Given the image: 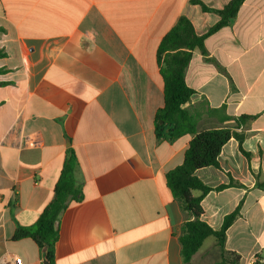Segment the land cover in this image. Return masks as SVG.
Instances as JSON below:
<instances>
[{"label": "crops", "instance_id": "crops-1", "mask_svg": "<svg viewBox=\"0 0 264 264\" xmlns=\"http://www.w3.org/2000/svg\"><path fill=\"white\" fill-rule=\"evenodd\" d=\"M200 1L223 9L230 0ZM183 16L198 35L220 20L191 0H0V258L43 264L36 242L13 237L18 225L37 223L73 150L81 199L67 203L55 264H186L184 214L167 174L196 134L247 115L237 129L247 155L232 138L220 168L196 171L212 188L231 178L243 185L210 192L204 221L219 230L240 202L242 216L223 258L209 237L189 264H264V190L256 187L264 181V0H246L233 24L206 40V53L194 52L186 83L195 94L183 108L195 133L158 141V48Z\"/></svg>", "mask_w": 264, "mask_h": 264}, {"label": "trees", "instance_id": "trees-1", "mask_svg": "<svg viewBox=\"0 0 264 264\" xmlns=\"http://www.w3.org/2000/svg\"><path fill=\"white\" fill-rule=\"evenodd\" d=\"M245 1L230 0L223 9H214L200 0H191V3L200 6L203 12L217 13L220 20L206 33L198 35L192 21L183 16L162 39L158 48V61L164 82V106L157 111L154 119L155 136L158 141L174 142L185 134L195 133V118L183 108L195 94L186 83L187 69L196 50L206 53L205 42L210 36L233 24ZM2 31L0 29V32ZM2 57L4 53L0 50V58ZM252 119V116L243 115L235 119L236 124L233 128L212 129L196 134L186 151L183 164L167 174V184L184 214L179 241L182 258L186 264L190 263L209 237L217 240L218 247L224 254L227 231L242 216L243 202H240L233 212L225 216L219 230H214L204 221L205 211L202 202L210 192H220L243 185L230 177L228 184L212 188L196 175V171L207 167L220 168V154L232 138L239 142L241 152L246 154L242 147L246 135L239 134L237 129L246 126ZM76 168V154L69 150L52 201L35 225L30 227L18 225L13 237L16 241L32 239L51 264H55L56 244L59 238V231L54 227L57 216L66 209L68 201L81 199L80 186L75 177ZM256 187L264 190V181L258 180ZM194 191L201 194L194 196Z\"/></svg>", "mask_w": 264, "mask_h": 264}, {"label": "built area", "instance_id": "built-area-1", "mask_svg": "<svg viewBox=\"0 0 264 264\" xmlns=\"http://www.w3.org/2000/svg\"><path fill=\"white\" fill-rule=\"evenodd\" d=\"M0 264H22L20 258L16 255H9L0 258Z\"/></svg>", "mask_w": 264, "mask_h": 264}, {"label": "water", "instance_id": "water-1", "mask_svg": "<svg viewBox=\"0 0 264 264\" xmlns=\"http://www.w3.org/2000/svg\"><path fill=\"white\" fill-rule=\"evenodd\" d=\"M64 212H65V210H62L57 216V219H56L55 224H54L56 231H59V229H60V223H61L62 217L64 215ZM42 261H43V264H51L50 261L47 259V257L44 254H42Z\"/></svg>", "mask_w": 264, "mask_h": 264}, {"label": "rangeland", "instance_id": "rangeland-1", "mask_svg": "<svg viewBox=\"0 0 264 264\" xmlns=\"http://www.w3.org/2000/svg\"><path fill=\"white\" fill-rule=\"evenodd\" d=\"M219 253H220V256L223 258L224 254L221 253L220 248H219Z\"/></svg>", "mask_w": 264, "mask_h": 264}]
</instances>
